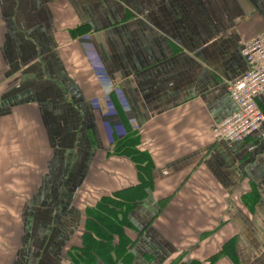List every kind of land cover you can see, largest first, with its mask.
Segmentation results:
<instances>
[{
	"label": "crops",
	"instance_id": "1",
	"mask_svg": "<svg viewBox=\"0 0 264 264\" xmlns=\"http://www.w3.org/2000/svg\"><path fill=\"white\" fill-rule=\"evenodd\" d=\"M262 33L264 0H0V264H74L88 211L133 186L127 257L84 264H264V123L211 135ZM128 131L150 172L113 154Z\"/></svg>",
	"mask_w": 264,
	"mask_h": 264
},
{
	"label": "trees",
	"instance_id": "2",
	"mask_svg": "<svg viewBox=\"0 0 264 264\" xmlns=\"http://www.w3.org/2000/svg\"><path fill=\"white\" fill-rule=\"evenodd\" d=\"M138 138L134 132L128 131L127 134L114 142L113 154L131 161L139 174L150 172L152 162L148 155L138 150ZM142 177V176H140ZM151 187V178L145 177V180L138 187ZM141 191L135 186L129 187L120 193H116L110 199L101 200L100 204L87 213L85 232L81 238L82 248L74 251L69 259L75 264L85 263L90 256H102L111 258L116 261L129 253L131 241L126 236L125 231L132 227L128 214L135 206L136 201L141 199ZM122 231L121 234L117 233ZM126 236V238L124 237ZM223 246V251H224ZM230 250L232 248H229ZM91 254V255H90ZM225 255V253H224ZM226 256V255H225ZM227 257V256H226ZM231 261V256L228 257ZM179 264H186L179 262ZM187 264H201L196 261H191ZM206 264H215L214 258L206 261ZM233 264L235 260H233Z\"/></svg>",
	"mask_w": 264,
	"mask_h": 264
},
{
	"label": "built area",
	"instance_id": "3",
	"mask_svg": "<svg viewBox=\"0 0 264 264\" xmlns=\"http://www.w3.org/2000/svg\"><path fill=\"white\" fill-rule=\"evenodd\" d=\"M240 54L245 62V71L228 87L235 111L211 130L214 141L228 145L255 134L264 122L256 104L264 92V33L244 42Z\"/></svg>",
	"mask_w": 264,
	"mask_h": 264
},
{
	"label": "water",
	"instance_id": "4",
	"mask_svg": "<svg viewBox=\"0 0 264 264\" xmlns=\"http://www.w3.org/2000/svg\"><path fill=\"white\" fill-rule=\"evenodd\" d=\"M262 150H263L262 146L259 145L257 149L253 150V151L249 154V159H248V161L252 160L257 154H260Z\"/></svg>",
	"mask_w": 264,
	"mask_h": 264
}]
</instances>
